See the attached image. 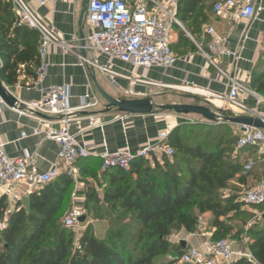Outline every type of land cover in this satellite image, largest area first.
<instances>
[{
    "label": "trees",
    "instance_id": "16d2710c",
    "mask_svg": "<svg viewBox=\"0 0 264 264\" xmlns=\"http://www.w3.org/2000/svg\"><path fill=\"white\" fill-rule=\"evenodd\" d=\"M217 1L179 0L176 18L195 37ZM39 44L38 32L21 24L10 3L0 0V81L12 86L24 76L21 85H33L41 65ZM248 89L264 97V54L250 75ZM184 126L167 136L174 152L172 161L164 155L150 161L134 158L128 171H103L101 199L93 190L86 193L88 217L107 224L102 238L88 226L75 241L61 225L60 218L68 214L73 186V181L62 175L32 192L27 209L20 208L7 217L0 240V264H175L166 258L180 256L185 249L174 246L169 237L178 231L194 234L197 217L205 214L213 217L210 242L228 240L233 229L220 219L231 221L235 216L230 215L237 214L242 204L238 194L220 200L217 193L234 181L244 186L249 178L257 184L264 180V152L248 162L251 168L245 171L248 163L241 166L239 161L250 147L236 150L235 156L223 162L222 130L215 132L211 125ZM190 135L194 144L188 142ZM237 139L231 144L236 146ZM77 165L82 175L88 173L96 179L101 161L80 159ZM6 208L3 196L0 220L5 219ZM250 234L254 235L247 248L252 261L240 258L228 264H264V228Z\"/></svg>",
    "mask_w": 264,
    "mask_h": 264
},
{
    "label": "crops",
    "instance_id": "0c3cea01",
    "mask_svg": "<svg viewBox=\"0 0 264 264\" xmlns=\"http://www.w3.org/2000/svg\"><path fill=\"white\" fill-rule=\"evenodd\" d=\"M23 1L35 12L38 20L52 28L60 40L68 46L63 49L58 45H49L43 56L39 54L41 64L47 65V72L40 86L35 87L34 83L30 87L27 84L22 86L21 82L25 81L24 76L19 78L20 83L16 85L8 86L2 83L22 104L23 109L21 111L11 109L0 100V145L11 159H25L29 156L40 173L52 170L56 163L58 147L54 142L46 139L43 133L35 134V132L38 129L44 131L48 126L59 128L63 124L62 117L47 116V119H43L27 108L40 100V88L68 86L69 106L74 110L79 108L81 97L86 94L90 95L93 101H97L96 110L74 112L68 118L69 132L79 135V142L89 152V156L83 159L94 162L100 160L99 156L104 150H129L133 155H137L142 148L154 144L160 132H171L182 125L200 124L204 121L198 116L189 115V118H183V115L175 113V116L160 112L140 116L121 114L116 110L105 112V108H101L100 96L95 90L93 79L107 95L115 99L133 100L138 96H146L152 87L148 82H153L159 87L162 86L164 95L175 94L172 97L173 101L167 96L163 97L165 100L163 99L162 103L196 105L209 103L212 108H222L224 105L214 95L226 92L228 80L208 64L204 54L198 49V47L203 49L206 47L208 38L204 35V29L213 27L225 38L227 47L234 53V57L220 58L219 67L231 79L244 84L247 88L250 75L264 54V0H257L256 7L259 11L251 22L234 19L233 12L216 13L214 12L216 4H214L210 9L211 17L201 25L195 38L186 34L183 26V29L177 27L173 29L171 47L178 58L173 68L134 69L129 64L100 56L97 58L100 66L108 68L115 75L106 74L97 68L85 66L80 60V57L94 59L92 54L80 48V36L84 37L87 34L85 17L80 21L84 0H56L55 4L45 6H39L35 0ZM129 91L132 93L129 94ZM179 99L182 101L177 102ZM196 99H199V102ZM261 100H264V97L256 93L241 97L242 103L248 109L264 119V105ZM120 117H125V121L121 122ZM232 126L238 136L240 126ZM246 155L243 157H247ZM76 167L78 179L77 182L72 180L68 213L72 209L82 211L86 218L83 231L89 226L96 237L102 238L106 233L107 224L105 221L89 218L84 205L86 193L90 190L101 199L102 189L99 186L104 185L102 176L104 170L100 167L95 179L88 177V173L82 175L79 165ZM58 174L65 175L60 171ZM247 185L256 187L257 181L249 178ZM15 192L16 194L11 198H6L4 221L14 211L20 208L27 209L29 195L25 196L23 186H17ZM2 197L3 189H0V198ZM210 236L211 234L183 233L179 242L185 244V249L189 247L203 249L210 243ZM248 253L247 248H244V252L240 249L237 251L238 255L235 252L233 261L245 258Z\"/></svg>",
    "mask_w": 264,
    "mask_h": 264
},
{
    "label": "built area",
    "instance_id": "2783aa9c",
    "mask_svg": "<svg viewBox=\"0 0 264 264\" xmlns=\"http://www.w3.org/2000/svg\"><path fill=\"white\" fill-rule=\"evenodd\" d=\"M21 24L38 32L40 36L39 54L43 56L49 45H58L63 49L67 44L60 40L58 34L42 24L23 0H7ZM39 6L55 4L56 0H35ZM179 0H87L86 26L87 34L83 37L84 51L94 56L93 60L85 57L81 62L91 68H97L106 74H113L106 67L100 66L98 57L105 56L109 60H117L131 65L134 69L143 68H173L178 60L171 49V34L175 27L183 29L176 18L177 3ZM257 0H223L214 6V12H233V18L240 21L251 22L255 19L259 9ZM208 38L205 49L198 47L204 54L208 64L215 68L219 74L228 80L227 90L224 94L214 95L227 110L234 116H252L255 113L248 109L241 101L242 96L254 95L244 84L235 81L219 67V60L223 57H234L226 44L224 37L219 35L213 27L204 29ZM47 72V65L41 64L34 86H40ZM117 75V74H116ZM150 86H158L148 82ZM159 87V86H158ZM162 87V86H160ZM197 91V90H195ZM41 98L38 102L27 108L30 112L51 117H62L61 127L48 126L44 131L38 129L35 134L43 133L45 138L54 142L58 147L56 163L52 170L40 173L29 156L25 159L9 158L0 145V189L3 196L11 198L16 194L15 188L23 186L25 196L53 182L58 178V171L77 182V162L89 156L86 147L82 145L76 134L68 129L69 116L74 112H84L88 109L96 110L97 101L90 95L81 97V104L77 109L69 106L70 95L68 86H49L40 88ZM128 93H132L129 91ZM121 122L125 117H120ZM222 123L217 122L216 124ZM169 132L163 131L157 135L156 142L142 148L137 155L129 150H104L100 154L102 170L116 169L128 171L129 163L134 158L150 160L152 157L160 158L164 155L171 159L174 152L167 144ZM24 137V134H22ZM264 144V131L250 127H240V134L236 142V150ZM251 163L244 170L248 171ZM238 202L245 206H259L264 204V180L256 187L247 188L238 197ZM85 218L82 211L72 209L65 218V228L74 230L80 224L79 220ZM86 221V219H85ZM84 221V222H85ZM6 229V221L0 220V240ZM80 235L73 237L75 241ZM235 256L232 244L228 240L210 242L203 249L189 247L180 256L169 255L166 259L175 264H228ZM251 260L250 254L244 256Z\"/></svg>",
    "mask_w": 264,
    "mask_h": 264
},
{
    "label": "rangeland",
    "instance_id": "374dc122",
    "mask_svg": "<svg viewBox=\"0 0 264 264\" xmlns=\"http://www.w3.org/2000/svg\"><path fill=\"white\" fill-rule=\"evenodd\" d=\"M221 1H223V0H219L215 4H218ZM184 32L186 34L190 35L188 33L187 26H184ZM193 38H195V37H193ZM148 93L149 94H147L146 96H138L137 99H143L145 97H151L155 104L161 105V103L164 99L163 97L168 96L169 100L173 101L174 99L172 97L175 95V94H165L164 95V93H162V88L158 87V86L150 87ZM129 94H131V93H129ZM180 101H182V100H180V99L177 100V102H180ZM261 103L264 105V100H261ZM166 104H168V103L167 102L162 103V105H166ZM176 104H185V103H176ZM100 105H101V108H105V106H106V103L101 98H100ZM160 113L161 114H167V115L170 114L172 116H175V114L171 113V112H160ZM182 117L183 118H189L190 116L188 115V116H182ZM201 120L204 121V123H200V124L204 127L211 125V126H213V128H216L215 132H219V130H222L221 135L225 136L224 142H222V146H223L222 150L225 153V155L223 156V162H227L229 158L235 156L237 154V151L235 149V142L232 145L231 144L232 142H230V141H233L235 139V137H237L236 129L229 123L222 122L220 124H216V123H208L205 120H203L202 118H201ZM190 126H192V124H185L184 127H190ZM182 127H183V125H182ZM185 134H187V133H185ZM185 136H187V135H184V139H185ZM188 136H189V133H188ZM192 138H193V135H190L188 142L194 144L192 141ZM211 138L212 137L208 138L205 141V143L203 144V146H206L208 144V142H210ZM231 138H232V140H231ZM249 150L250 151L246 153L247 157H241L240 158L239 163L241 164V166L246 165L248 162H253L255 160V158H257L259 155L263 154L264 144L250 147ZM169 161H172V159H169ZM261 182H259V183H261ZM253 187H255V186H253V185L252 186H248V185L237 186V184L234 181V182L229 183L228 189L220 190L217 194H218V197L220 200H224L227 197L234 195V194L240 195L247 188H253ZM67 215L68 214L65 213V215H63L60 218V223L63 227L65 226V218L67 217ZM230 216H235V217H233V219L229 222L226 220L225 217L221 218L220 220L225 225H227L233 229L232 234H230V236L227 237L226 239H228L229 242L232 244L234 252H236V254H237V251H239L240 249H241V251L243 250V252H244V248H247V243L253 238L254 234L252 235V234H250V232L256 233L259 230L264 228V205H259V206L242 205L240 207V211L237 214L230 215ZM197 219H198V225L196 227L194 234H191V235L211 234V232L213 231V228H212L213 217L210 214H205L202 216H198ZM84 223L85 222L80 224L74 230H72V229L69 230L71 232V234L73 235V237H77V235L82 234L83 228H84ZM91 230H92V228H91ZM183 233L184 232H182V231L172 233L171 238L169 237V241H171L174 246L180 247L182 243H180L179 240L182 239L181 236ZM236 233H241V234L237 238H232V236L235 235Z\"/></svg>",
    "mask_w": 264,
    "mask_h": 264
},
{
    "label": "water",
    "instance_id": "95a60500",
    "mask_svg": "<svg viewBox=\"0 0 264 264\" xmlns=\"http://www.w3.org/2000/svg\"><path fill=\"white\" fill-rule=\"evenodd\" d=\"M87 9V0H84L83 10L80 16V21L85 17ZM80 46L84 47L83 35L80 36ZM2 65L0 62V69ZM95 90L100 98L106 103L105 112L111 110H116L121 114L129 115H153L158 112H172L177 115H195L201 117L208 123L224 122L240 127H250L253 129H258L264 131V119L254 114L252 116H234L231 111L227 110L225 107L222 108H212L209 103L205 104H166L157 105L153 102L151 97H145L143 99H115L107 95L97 84L96 80L93 79ZM0 100L3 104L11 109L21 111L23 108L22 104L8 92L0 81ZM199 102V99H196ZM36 116L47 119V116L34 112ZM170 133V132H169ZM85 218L79 220L83 223ZM181 247L185 249V244L182 243Z\"/></svg>",
    "mask_w": 264,
    "mask_h": 264
},
{
    "label": "bare ground",
    "instance_id": "6f19581e",
    "mask_svg": "<svg viewBox=\"0 0 264 264\" xmlns=\"http://www.w3.org/2000/svg\"><path fill=\"white\" fill-rule=\"evenodd\" d=\"M190 91H191V90H190ZM195 92H196V91H195ZM169 105H170V104H169ZM92 110H94V109L91 108V109H88V110H85V111H92Z\"/></svg>",
    "mask_w": 264,
    "mask_h": 264
}]
</instances>
